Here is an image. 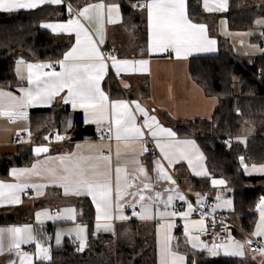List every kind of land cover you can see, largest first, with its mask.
Listing matches in <instances>:
<instances>
[{"label": "snow or ice", "instance_id": "1", "mask_svg": "<svg viewBox=\"0 0 264 264\" xmlns=\"http://www.w3.org/2000/svg\"><path fill=\"white\" fill-rule=\"evenodd\" d=\"M204 7L209 12L225 11L227 9V0H214L209 3V0H203ZM43 4H59L65 5L66 11L69 14V19L64 23H46L42 27L51 29L53 32L59 30L60 33L74 34L75 43L71 49L66 52L63 59L56 63L60 66V71L54 70L53 64H27L28 75L27 82L30 85L28 88L21 89L22 96L16 97L11 93L0 91V115L16 116L24 119L27 113L24 111L26 107L35 106L38 102H51L54 97L60 95L67 90L66 95L61 99L65 104L70 103L73 109H82L86 114V123H94L98 125L101 139L107 138L111 140L113 137L116 141H133L140 139L141 152H147L148 148L146 142H143L145 130L150 137L156 141V147L160 150V157H158L154 164V170L157 174V179L171 182L173 185L175 181L172 176L168 174L164 162L168 165L174 163L175 158L180 160H187L189 165H193V159L197 161L201 158L198 150L195 149L194 142L180 141L176 139V134L170 129L163 128L157 121L155 116H150L148 111L141 107L136 101L125 100H111L109 96L103 91L101 82L104 79L109 67L114 68L116 74L127 71L130 68L134 69L135 65L140 66V70H146L148 61L138 60H119L114 55H105L100 50V45L104 43L102 38L98 39L97 35L100 28L92 31L89 26L82 22V19L89 24H100L103 19L105 10L108 13V22H116L111 18L112 13H119V5L105 4L103 2L96 4H89L81 10L74 13L71 5L67 4V0H0V11L14 12L24 9H36ZM134 10L137 8H144L147 12L148 25L151 31V41L149 51L151 53L167 52L174 50L177 57L181 54H190L191 51L197 52H213L215 51L214 39L207 36V26L193 22L187 14V0H137L135 4L129 5ZM95 12V16H89V11ZM82 18V19H81ZM20 63H24L20 61ZM45 68L53 69L52 71H44ZM35 70V71H34ZM23 79V77H21ZM127 87V85H125ZM11 109L10 112H5L4 108ZM134 106V107H133ZM139 113L143 117L142 123L137 122V115ZM107 125V127H105ZM71 122H68V127ZM21 131H28L22 129ZM19 135V134H18ZM30 135V133H29ZM45 139H49L46 137ZM65 137L59 133L55 140L61 141ZM99 151L95 155L87 157H76L75 154H68L52 159H46L43 162H38L32 165L31 168L12 169V175L16 177L32 175H44L54 184L59 182L64 190L65 195L87 196L96 207L98 221L97 227H103L105 231H109L110 225L107 223L101 225L99 221L103 219L108 221L113 217V211H119L125 204L130 208H135L140 205L143 215L141 219H151L148 214L153 204L151 202H160L161 192H155L153 195L145 196V191L150 189L149 183H143L142 187H138L135 181L138 179L136 175H129L125 170L117 165L114 169L112 166V151L110 145L101 144L97 146ZM104 149L108 153H104ZM49 151L46 146H37L34 149L36 155L47 153ZM119 158V152L116 153ZM59 161V166H55V162ZM243 163V157H241ZM137 163H139L137 161ZM51 165V166H49ZM245 171H249L247 165L244 166ZM252 170L264 173V165L257 168L252 166ZM138 171L147 177L146 170L143 166H139ZM197 175H208L206 172H198ZM223 180H212V185H224ZM36 187L37 191L44 185H32L26 181L18 183H4L0 182V203L6 202L8 205H18L22 201L20 194L25 189ZM170 194L167 195L164 201V211L159 212L161 218H167L169 222L162 224L164 228V236L161 241L160 248V264H184L185 257L178 255L172 250L173 237L170 234V229L175 225L171 222V218L176 217L175 211H168L174 199L186 202L184 194L176 189H168ZM175 193L174 195L171 193ZM42 194V193H40ZM199 196V194H197ZM126 197H131V200H126ZM219 199V197H217ZM146 200L149 201L146 203ZM201 203L202 201H198ZM225 205L230 206L231 200L224 202ZM260 210V220L257 224L253 235L257 237H264V198H261L257 205ZM191 203L187 205V211L181 212L182 218H187L193 211ZM215 211V208L213 209ZM66 216L49 215L47 210L36 213V219L42 223L41 216L48 220H75L76 212L74 208L65 209ZM133 215H137L134 211ZM118 219H128L120 215ZM193 225H197V231H207L205 219L192 221ZM185 227V237L193 248L197 247L196 241L198 236L190 234V229L187 225ZM84 226H77L75 231L80 239V248L83 251L86 247L83 233ZM7 233L9 240L8 251L15 252L20 258L19 264H32L28 253L21 252L22 244H30L36 242V255L41 259H51L48 255V249L37 240V237L32 233V227L25 225L24 227H13L8 229H0V253L4 251V238ZM215 235H219L216 233ZM56 243H60V238L57 236ZM203 243V242H201ZM251 245L252 240L246 241ZM178 247V244L176 245ZM204 248L215 256L219 254V248H229L235 246L236 251H225V255L239 256L243 255L240 250L243 245L239 242H232L227 245H217L213 242L209 247L207 244ZM258 251L264 254V247L258 248ZM10 264H16L15 261Z\"/></svg>", "mask_w": 264, "mask_h": 264}, {"label": "crops", "instance_id": "2", "mask_svg": "<svg viewBox=\"0 0 264 264\" xmlns=\"http://www.w3.org/2000/svg\"><path fill=\"white\" fill-rule=\"evenodd\" d=\"M105 3V4H117L114 2H107L106 0H94L87 3H84L82 5H79L77 7H73L76 12L81 10L83 7L89 5V4H96V3ZM214 0H209V3H213ZM201 4L203 9L206 12H209L205 9L203 0H201ZM264 4V0H244L240 7L242 8H249L256 6L257 8H260ZM46 5V4H43ZM54 5L57 8H60L59 4H50ZM229 6V0H227V9ZM142 12L144 13L146 24H147V40H146V53L142 54L138 48L137 43L133 44V40L135 39L134 32L131 30H125L121 26V13L119 9V13H112L111 18L115 20L114 23L108 22V13L105 10L103 19L100 21V24L91 23L84 21L82 18V22L86 24V26H89L92 31H96L97 27L100 28V32L97 35V38H102L104 40V43L100 45V50L105 54H112L119 60H129V61H138V60H146L148 61L146 65V70H140L139 65H135L134 69L130 68L127 71L121 72L120 74H116V71L114 68L109 67L107 70V73L104 77V79L101 82V86L103 91L109 96L111 100H125V101H136L138 102L141 107L146 109L150 116H155L158 123L166 129H170L172 132L176 134V139L180 141H192L194 142L195 149L198 150V153L201 155V158L197 161L195 158L193 159V165H189L187 160H180L178 157L175 158L174 163L171 165H168L167 161L164 162L165 168L169 175L172 176L173 180L175 181V184L173 185L169 181L165 180H159L157 179V174L154 170V164L153 161H155L158 157H160L161 153L159 148L156 147V141L154 138L150 137L147 133V130H145V136H149L151 139V142L155 146L157 153L156 154H149L148 152H141V144L142 141L140 139L133 140V141H116L114 137L109 140L107 138L101 139L100 132L98 130V125L94 123H86V114L82 109H73L71 107V104H69L70 108L73 110H77L82 112V121L83 125L89 127L90 130H88V133L86 137L81 139H75L74 132L70 131L69 133L65 135H61L65 137V139L61 141H56L54 139V143L51 146H54V150H49L47 153L34 156L29 162L21 165V166H13L11 167L8 172V176L4 178H0V182L4 183H18L22 181H26L29 184L32 185H44L40 189V192L37 191L36 187L25 189L24 192L20 194L21 203L18 205H8L6 202L0 203V206L9 207V211H20V214H22V221H10L6 223H0V229H8L13 227H24L25 225H30L32 227V233L37 237V231L36 227L41 226H49L51 229H49L48 236L44 237L49 240L51 245H60L65 239L70 240L74 244V249L78 250L80 248V239L77 235V232L75 231L76 227L84 226L85 232L83 233V238L85 240L86 246H87V238H88V226L87 221H84L82 218V213L79 209L76 207V202L78 201V198L86 197L88 198L91 207L93 209L92 213V222H91V230L92 235L95 236L98 233H112L115 237V239L120 241H127V242H134L136 239L140 237H146L149 236L153 242L154 248V254L156 256L155 264H160V248H161V241L164 236V228L161 227L162 224H166L168 221L167 218H161L158 215L159 212H163L164 209V201L167 199V195L170 194L167 190L168 189H176L182 194H188L194 197V199H197V201L201 200L202 197H212L214 199V204L216 209L222 211V213L229 212L231 213L233 208V203L230 206L225 205V201L231 200L232 197L230 195L231 188L229 187V183L226 179H224L222 176H213L210 175L207 165L205 162V156L203 151L201 150V147L199 145V142L197 140V137L195 135H178L177 131L175 130L173 124L175 122H179L182 120H188V119H194V118H210L214 108L217 104L218 98L215 95H207L204 94V91L202 87L193 81V79L189 75L188 71V61L191 56L194 55H203V54H214L217 52V36L220 35L219 28L224 26L226 20L225 11H217V12H209V13H219L220 16L217 19V23L215 27L212 29V32L208 30L207 27V36L210 39H214L216 41L214 47L215 51L213 52H197L195 50L191 51L190 54H181V56L177 57L174 50H168L167 52H157V53H151L149 51V45L151 41V31L148 25V19H147V12L144 8H140ZM26 10V9H24ZM57 10V9H56ZM59 12H55L56 17L52 19L42 20L40 22V27H42L43 24L46 23H64L68 19L66 18L68 15V12L66 11L64 15L58 10ZM5 12V11H1ZM14 12H6L8 14L15 13ZM89 16H95V12L90 10L88 13ZM264 16V12L261 14ZM194 22V21H193ZM264 17H262L260 23H257L260 28L259 29H253L248 32V41L251 45L250 49L247 51H235V53L239 54H248V55H256L260 53H264V47H261L262 41L264 40ZM198 24H204L201 22H195ZM207 26V25H206ZM44 28V27H42ZM46 29V28H44ZM50 31L51 33L55 35H64V36H70L71 41L67 49L65 50L64 54L68 52L71 47L75 43V35L74 34H67V33H60L59 30L56 32H53L51 29H46ZM133 35L132 39H128ZM221 36V35H220ZM227 36V35H225ZM224 36V37H225ZM251 36L254 39H251ZM223 37V36H222ZM226 38V37H225ZM228 38H226L227 40ZM257 39L258 44L253 43V41ZM228 43L229 39L227 40ZM117 52H120L119 54H116ZM63 54V56H64ZM63 59V57L61 58ZM60 59V60H61ZM20 61H23L24 63H20ZM47 64L45 63H39L37 61L27 60L23 57H18L15 60V79L7 84L6 86H1L0 91L5 93H11L12 95L16 97H20L23 95V93L20 91L21 89L28 88L30 85L27 82V75H28V69L27 64ZM53 69L49 70L52 71ZM54 70L59 72L60 66L58 63L55 64ZM35 71V70H34ZM45 71V69H44ZM112 76L114 79V82L118 86V89L112 88V91L114 92V95L111 94L110 86H109V76ZM23 77V79L21 78ZM147 83V90L145 91L144 88L142 90L143 85ZM127 85V87H125ZM67 90H65L60 95L54 97V99L51 102L48 101H41L38 102L35 106H29L24 109V111L27 113L26 118L20 119L16 116H9V115H0V155L1 154H11L14 153L17 146L20 144H32L35 143L33 138L26 139L27 133L26 131H23L26 135L24 138L23 143H18L14 139V133L17 130L27 129L29 131V111L31 108L34 107H46L50 106L54 103L63 102L61 97L66 95ZM134 107V106H133ZM5 112H10L11 109H9L7 106L4 108ZM137 115V122L142 123L143 117L136 113ZM107 127V125H105ZM256 130V127L252 126L250 123L242 124L240 127V131L237 135V139L242 140L243 138L253 135ZM95 136H91V135ZM57 135V134H56ZM55 135V137H56ZM143 138V139H144ZM110 145L111 151H112V166H113V175H114V169L117 165L122 167L125 172L129 175H136L138 179L135 181V184L138 187H142L143 183H149L150 189L145 191V196L153 195L155 192H165V195L160 197V202H151L153 204L152 208L149 211V215L152 217L151 219H141L140 215H143V211L140 207V205H136V207L130 208L125 204V206L120 209L119 211L114 210L113 211V217L112 219L108 221H104L101 219L99 221V224L103 225L107 223L110 225L109 231H105L103 227H97L98 221L96 219L97 212L96 207L94 203L91 201L90 197L87 196H76V195H65L64 190L61 186H59V182L53 183L49 179H47L44 175H32L31 177L28 176H20L16 177L12 175V169H25V168H31L32 165L37 164L38 162H43L46 159H52L60 156H65L68 154H75L76 157H87L89 155H95L99 151L98 147L99 145ZM119 152V158H117L116 153ZM104 153L107 154L108 150L104 149ZM137 161L139 163H137ZM247 165L249 171L244 170V166ZM255 165L257 168L264 165V163L260 164H243V171L245 174L249 175H264V173H261L259 171L252 170V166ZM51 166V165H49ZM55 166H59V161L57 160L55 162ZM139 166H143L146 170L147 177L150 179H145V175L140 173L138 171ZM183 168H185L186 172L190 176L195 177H204L205 175H197L198 172H206L209 177V185L210 188L208 190L202 191L201 189L194 188L190 181L188 180V177L184 173ZM223 180L225 181L224 185H212V180ZM25 191L27 193H25ZM42 193V194H40ZM171 194H175L174 192ZM199 194V196H197ZM219 197V199H217ZM261 198H264V195L259 198V200L255 204V223L253 226V229L250 232H245L242 229L238 228L237 225L231 222L230 228H229V238L230 237H236L239 236L241 238H245L247 240V236H254L253 233L256 230L257 224L260 220V210L258 209L257 205L259 204ZM126 200H131V197H126ZM61 202V205H58V202ZM149 201L146 200V203ZM219 204H222L226 207H220ZM67 208H74L76 212V218L75 220H67V219H53L48 220L46 217L41 216L42 223L38 222L36 219V213L43 212L44 210H47L49 215H61L66 216L67 213L65 212V209ZM231 209V210H230ZM136 212L137 215H133V212ZM168 211H170V206L168 208ZM123 215L125 217H129L128 219H118L117 217ZM197 220H190L186 219L183 224V228L177 229L176 226H174L172 229H170V234L173 237L172 240V250L178 255L184 256L185 261L184 264H186L187 256L186 252L183 250H180V248H185L189 250L190 252H203L208 257H220V256H233V255H225V251H236L237 249L235 246L224 248H219V254L218 255H211V253L207 250V248H204V244H207L209 247L212 246V242L207 243H201L198 239L196 241L197 247L193 248L191 244L187 241L185 237V225L188 226V228L191 230L190 234L193 236H198L197 225H193L192 221H198ZM171 222L175 225V222L173 218H171ZM59 236L60 243L57 244L56 238ZM257 237V236H254ZM40 238V237H39ZM260 239V241L264 244V237H257ZM229 240V239H228ZM232 242L224 241L217 245H227ZM246 243V242H245ZM34 244V243H33ZM178 244V247L176 246ZM28 244H22L21 248L26 246ZM31 245V244H29ZM242 245V244H241ZM9 246V244H8ZM85 249V248H84ZM21 250V249H20ZM186 250V251H187ZM243 252V255H239L238 257L249 259L250 256H248L249 252H251L254 255V259L250 258L251 260H255L258 264H264V254L257 250H250L246 244H243V248L240 249ZM34 254L29 255V257L32 259L31 256H36V248L35 244L33 246ZM17 264H19L20 258L17 260ZM36 259L34 260V262ZM33 262V263H34ZM35 264V263H34Z\"/></svg>", "mask_w": 264, "mask_h": 264}, {"label": "trees", "instance_id": "3", "mask_svg": "<svg viewBox=\"0 0 264 264\" xmlns=\"http://www.w3.org/2000/svg\"><path fill=\"white\" fill-rule=\"evenodd\" d=\"M94 0H67L77 7ZM119 5L121 26L134 32L139 51L146 53L147 24L140 8L129 7L137 0H106ZM144 2V0H141ZM244 0H229L225 12L227 25L231 29H246L252 26L254 18L264 12V4L257 8H241ZM57 9V10H56ZM62 15L66 6L41 5L36 9L19 10L8 14L0 11V87L15 79V60L23 57L39 63L59 61L70 44L71 37L55 35L40 27L42 20ZM187 14L194 22H203L208 30L217 23L219 13L206 12L201 0H187ZM120 52L116 51V54ZM190 77L198 83L204 94L215 95L217 104L210 118H194L177 121L173 124L178 135H195L205 156L210 175L222 176L229 183L233 208L227 213L232 223L246 232L255 223V204L264 195V175H247L243 164L264 163V53L256 55L235 53L225 37L217 36V52L214 54L194 55L189 58ZM112 88L118 89L112 76ZM147 90V83L142 90ZM82 112L73 110L64 102L46 107H34L29 111V132L35 143H43L49 130L65 135L74 132L75 139L87 136L89 127L82 121ZM68 122L71 126L68 127ZM255 125L253 135L244 140L237 139L241 123ZM95 136V135H91ZM35 143L20 144L14 153L0 155V178L8 176L13 166L29 162L31 147ZM54 150V146H51ZM243 157V163L241 162ZM184 173L194 188L208 190L209 177L190 176ZM87 221V246L83 251L74 249V244L65 239L60 245H50L47 261L36 260L35 264H155L153 242L149 236L140 237L134 242L115 239L112 233L92 235L91 222L93 209L86 197L78 198L76 207ZM0 206V223L22 221L20 211H9ZM49 226L36 227L37 239L48 236ZM186 252V264H258L256 261L238 256L208 257L203 252ZM187 250V251H186Z\"/></svg>", "mask_w": 264, "mask_h": 264}, {"label": "built area", "instance_id": "4", "mask_svg": "<svg viewBox=\"0 0 264 264\" xmlns=\"http://www.w3.org/2000/svg\"><path fill=\"white\" fill-rule=\"evenodd\" d=\"M141 3L143 2L141 1ZM73 11L74 13L76 12L74 8ZM66 18L69 19V14L67 15ZM261 46L264 47V40L262 41ZM50 63L55 66L54 62L51 61H49L47 64ZM49 70L51 69L45 68V71H49ZM25 135L26 134L23 131L16 129V132L14 133V139L18 143H23ZM46 135L49 139L44 140L43 143L49 144L51 146L54 143V139L56 135L55 131L51 129L48 131ZM143 142H146V146L148 148L147 152L149 154L153 155L157 153V150L153 145V143L151 142L149 136H146L143 139ZM25 193L27 192L25 191ZM184 195L186 197V202H182L179 201L178 199H174L172 205H170V211H175L177 213L176 217L173 218L177 229L183 228V224L186 219L197 220V219H201L203 216V218L205 219V223L207 225V231L205 232L198 231L199 241L203 243L215 242L216 244L227 241L229 238V228H230L231 220L228 218L226 213L224 212L222 213V211L216 209L214 204V199L212 197L208 198L207 196L202 197V199L199 200L202 201V205H201V203H198L197 199H194V197H192L191 195L188 194H184ZM188 203L192 204L194 210L189 214L187 218H182L180 216V213L187 211ZM214 208L215 211H213ZM216 233H218L219 235H215ZM248 240L253 241L251 245L248 244V248L250 250L258 251V248L264 247V244L257 237L247 236V241ZM21 252L32 255L34 254L33 246L28 244L21 248Z\"/></svg>", "mask_w": 264, "mask_h": 264}, {"label": "rangeland", "instance_id": "5", "mask_svg": "<svg viewBox=\"0 0 264 264\" xmlns=\"http://www.w3.org/2000/svg\"><path fill=\"white\" fill-rule=\"evenodd\" d=\"M262 17H264V16L261 15V14L258 15V16H256L254 18V21H253L252 26H249L246 29H231V28L228 27L227 22L225 21L224 26L222 25V27L219 28V32L218 33L221 36H223V37L225 35H227L225 37L229 39V42H230L229 44L232 45V49H234L235 51H238V52L239 51H247L251 47V45H250V43L248 41V32L250 30L259 29L260 28V26L257 23H260ZM132 37H133V35H131L130 37H128V39H130V38L132 39ZM251 37H252L251 39H254L253 37H255V36H251ZM253 43L259 45L257 39H255L253 41ZM242 124H246V122H242ZM250 124L255 127L254 124H252V123H250ZM26 133H27L26 139H30V138L32 139L33 138L32 134L29 131H26ZM29 133H30V135H29ZM244 139L245 138H243L242 140H244ZM161 193H162V197H163L165 195V192H161ZM58 205L59 206L61 205V202L60 201L58 202ZM219 205H220V207H226V206H223L222 204H219ZM227 213H229V212H227ZM0 228H3V227H0ZM240 229H242V228H240ZM228 239H229V240H227L228 242H239V244H242V245L243 244L244 245L246 244V246H248V244L245 243L247 241L245 238H241L239 236H236V237H230ZM37 240L43 245V247H45V248L48 249V255L50 256V245H51V243L49 242V240L47 238H45V239L39 238ZM33 243L35 244V248H36V242H33ZM33 243H30V244L32 246H34ZM8 244H9V240L7 238V233H5V238H4V251L2 253H0V264H10V262H12V261H15L16 264H17V261L16 260L19 257L15 254L14 251L13 252H10V251L7 250L8 247H9ZM248 256H250V258H253L254 259V255L251 252H249ZM31 257H32V259H31L32 264H34L33 262H34L35 259L36 260H42V261H47L48 260V259H41V258L37 257V255L36 256H31Z\"/></svg>", "mask_w": 264, "mask_h": 264}, {"label": "water", "instance_id": "6", "mask_svg": "<svg viewBox=\"0 0 264 264\" xmlns=\"http://www.w3.org/2000/svg\"><path fill=\"white\" fill-rule=\"evenodd\" d=\"M37 146H46V147H48L49 150H50V148H51V146H50L49 144H45V143H35V144H33L32 147H31V152H32L31 155H33V156H39V155H36L35 152H34V149H35ZM42 154H44V153H41L40 155H42Z\"/></svg>", "mask_w": 264, "mask_h": 264}]
</instances>
